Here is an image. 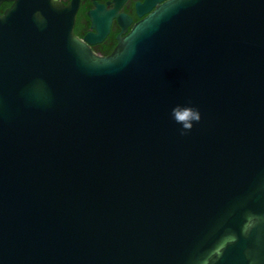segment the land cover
<instances>
[{
  "label": "water",
  "instance_id": "water-1",
  "mask_svg": "<svg viewBox=\"0 0 264 264\" xmlns=\"http://www.w3.org/2000/svg\"><path fill=\"white\" fill-rule=\"evenodd\" d=\"M8 1L0 264H264V0H171L108 57Z\"/></svg>",
  "mask_w": 264,
  "mask_h": 264
},
{
  "label": "flooded vegetation",
  "instance_id": "flooded-vegetation-1",
  "mask_svg": "<svg viewBox=\"0 0 264 264\" xmlns=\"http://www.w3.org/2000/svg\"><path fill=\"white\" fill-rule=\"evenodd\" d=\"M171 0H61L71 32L98 57H108L135 27ZM13 1L0 2V15Z\"/></svg>",
  "mask_w": 264,
  "mask_h": 264
},
{
  "label": "clouds",
  "instance_id": "clouds-1",
  "mask_svg": "<svg viewBox=\"0 0 264 264\" xmlns=\"http://www.w3.org/2000/svg\"><path fill=\"white\" fill-rule=\"evenodd\" d=\"M177 3L178 0H175ZM50 3L53 7L57 6L59 3H61V0H50ZM33 20L37 24V26H44L45 24V17L42 15L40 11H35L33 13ZM173 112L175 113L177 119L179 121H182V128L183 130H191L193 127V121L199 122L201 117H200V112L192 107H184V108H174ZM264 223V217H261L260 215L256 213H250L248 214L244 222L241 226V233L245 236L249 235L250 233L254 232L257 230L260 225ZM236 237L235 236H229L226 238L225 243H234ZM225 245L221 244L219 247L213 250L212 255L213 256H219L221 254V251ZM204 264H208V261L205 260ZM249 264H259L258 260L253 258H250Z\"/></svg>",
  "mask_w": 264,
  "mask_h": 264
}]
</instances>
